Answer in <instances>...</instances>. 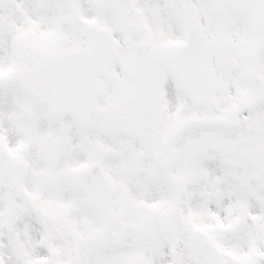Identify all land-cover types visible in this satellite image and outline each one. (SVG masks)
<instances>
[{"label":"snow or ice","instance_id":"obj_1","mask_svg":"<svg viewBox=\"0 0 264 264\" xmlns=\"http://www.w3.org/2000/svg\"><path fill=\"white\" fill-rule=\"evenodd\" d=\"M0 264H264V0H0Z\"/></svg>","mask_w":264,"mask_h":264}]
</instances>
